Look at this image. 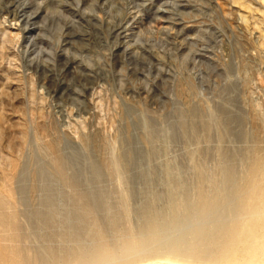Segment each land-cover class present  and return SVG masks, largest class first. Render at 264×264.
<instances>
[{
    "label": "rangeland",
    "instance_id": "obj_1",
    "mask_svg": "<svg viewBox=\"0 0 264 264\" xmlns=\"http://www.w3.org/2000/svg\"><path fill=\"white\" fill-rule=\"evenodd\" d=\"M49 249L264 264V0H0V264Z\"/></svg>",
    "mask_w": 264,
    "mask_h": 264
},
{
    "label": "bare ground",
    "instance_id": "obj_2",
    "mask_svg": "<svg viewBox=\"0 0 264 264\" xmlns=\"http://www.w3.org/2000/svg\"><path fill=\"white\" fill-rule=\"evenodd\" d=\"M125 159H123V161H124ZM123 161L121 160L120 161V166L122 167V168H124L123 166H124V163H123ZM126 163H127V160L125 161ZM125 166L127 167L128 165H126L125 164ZM258 167H255V166H250L249 167V173H251V174H254V173H256L257 171H258ZM72 182V181H71ZM80 197H82V198H84V199H86L87 200V196H85V195H80ZM79 199V198H78ZM98 199L100 200V202H99V204L101 203V198L100 197H98ZM47 201H49V199H46ZM51 201V200H50ZM47 203V202H46ZM49 203V202H48ZM201 204H202V200H201V196L200 195H198V201H197V207H200L201 206ZM48 205V204H47ZM36 211V210H35ZM51 211V210H50ZM34 212V211H33ZM37 212V211H36ZM49 211H47V214H44V213H41L42 215H41V219L44 221V222H46L45 224H49V221H50V219H51V217H52V213H48ZM35 213V212H34ZM33 213V214H34ZM46 213V212H45ZM36 214V213H35ZM39 214H40V212H39ZM39 214H37V215H39ZM44 214V215H43ZM26 216V215H25ZM29 217V216H28ZM29 220L31 219V213H30V218H28ZM36 219H38V218H36ZM34 220V216H33V220L36 222V221H38V220ZM29 220H27L29 223H31ZM41 220V221H42ZM31 221H32V219H31ZM34 222V223H35ZM38 223V222H37ZM41 223H43V222H41ZM31 224H33V223H31ZM44 224V223H43ZM33 225H35V224H33ZM28 246H30V245H28ZM26 244H25V247L24 248H22V249H24L25 250V248H27L28 247ZM28 249H33V248H28ZM47 249V248H46ZM30 250H28V251H30ZM35 250V249H34ZM33 250V251H34ZM33 251H32V253H31V251L29 252V255L28 256H23L22 258H21V261L22 262H25V264H48L50 261L52 262V259H53V255H52V250L51 249H49L48 250V255H49V257L47 258V260H45L44 258H42L41 256H39L40 254H37V252H34L33 253ZM41 252V251H40ZM37 255H36V254ZM47 255V256H48ZM22 256V255H21ZM150 260V259H149ZM152 260V259H151ZM156 260V259H155ZM159 261H148V262H144V263H138V264H175V263H172L171 261V263L170 262H168V260L167 261H165V259H164V261L163 260H161L160 261V259H158ZM142 262V261H141ZM137 264V263H136Z\"/></svg>",
    "mask_w": 264,
    "mask_h": 264
}]
</instances>
